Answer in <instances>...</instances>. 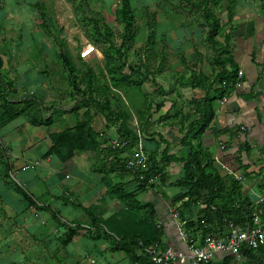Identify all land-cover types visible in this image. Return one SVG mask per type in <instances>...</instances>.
Instances as JSON below:
<instances>
[{
	"label": "crops",
	"instance_id": "crops-1",
	"mask_svg": "<svg viewBox=\"0 0 264 264\" xmlns=\"http://www.w3.org/2000/svg\"><path fill=\"white\" fill-rule=\"evenodd\" d=\"M232 2L234 17L232 21H228L227 26V33H231L228 55L234 58L239 71L230 91L223 98L215 99L212 104L215 117L210 127L221 131L217 134L210 128L198 138L185 137L188 125L197 118V112L191 101H201L206 97L205 90L191 85L181 90V94L189 95V98L183 100L179 97L177 98L179 102H164L159 113H154L149 122L140 127L138 132L130 126L129 128L137 135L136 141L131 149L124 150L118 155H109V147L114 149L120 146V133L117 127L108 122L106 117L93 106L79 107V104L64 109L59 124L67 122L69 125L65 127L60 125L59 130H52V119L46 124L34 125L28 121L26 115L5 116L3 109L5 101L0 98V113H2L0 114L2 140L0 227L4 226L7 219L19 222L16 229L11 228L6 232L4 238L7 240L6 246L1 245L0 240L1 251H20L27 248L30 251L25 254L23 261L38 264L35 256L43 244L35 235L41 229L39 225L41 213L34 205L32 207L18 190V187H22L10 181L15 176H18L20 182L28 187L23 189L31 194L35 201L37 198H45L57 208L58 212L64 210L71 225L92 224L94 217L104 216L105 202L109 197L116 195L107 194L104 178L109 177L111 185L120 188L117 194L134 196L149 204L160 230L159 237L163 247H171L178 254L189 256V242L184 238L183 232L186 230L191 235L198 236L199 243L202 242V230L197 219L207 215V212L212 223L210 228L214 231L213 235L221 239L226 238L230 226L217 220L216 209L207 211V204L204 202L191 207L185 206L188 197L175 201L182 193L175 182L184 175V164L167 162L164 159V151H167L168 156L187 159L192 149L185 141L199 147L206 157V164L217 170L223 179L225 190L217 197V201L220 202L218 204L225 205L223 200L233 201L230 206H242L243 209L250 207L254 212H262L264 217V0H233ZM239 72H242L241 77ZM24 83L27 88L40 87L38 78H28ZM88 116L91 118L94 131L102 137L100 149L76 150L69 158L56 153L53 150L51 133L72 128L78 121L86 120ZM159 119L162 120L160 124H150ZM139 151L150 156L149 168H159L165 174L164 179L158 177L150 182L149 187L140 191L133 174L122 176L118 172L109 173L108 167H104L107 160L126 161ZM98 167L102 168L97 170ZM233 174L241 178L236 179ZM234 185L236 190L233 189ZM91 207H95L96 210L90 212ZM176 209L179 214L174 217ZM37 218H40V221ZM54 219L59 222L58 218ZM65 227L55 222L53 225L50 224L49 232L50 238H54V248L58 243L62 245L56 240L57 236L59 238L65 233L66 238L69 237L71 231ZM98 235L91 237L77 231L68 243L62 245L61 251L65 252L66 260L56 256V264L100 263V252L96 251V247L101 245L104 251L107 242ZM101 241L104 243L101 244ZM112 253L123 254L119 255L121 257L118 263H116L118 260H113L114 264L132 263L129 258H125L127 256L123 251H112ZM53 256L55 257L54 254ZM133 261L134 264H140L136 258ZM11 263L21 264L20 260H12L7 264ZM186 264L192 263L188 261ZM209 264H249V262L241 255L218 252Z\"/></svg>",
	"mask_w": 264,
	"mask_h": 264
},
{
	"label": "rangeland",
	"instance_id": "rangeland-1",
	"mask_svg": "<svg viewBox=\"0 0 264 264\" xmlns=\"http://www.w3.org/2000/svg\"><path fill=\"white\" fill-rule=\"evenodd\" d=\"M190 1L202 8L208 6L212 18L219 21L220 34L227 32L233 0ZM82 4L80 10L79 0H0V68L16 89L9 100L18 101L32 95L43 99L53 114L52 130L69 125L67 122L59 124L64 109L81 104L83 99H93L112 117L124 115L126 125L138 132L154 113H159L164 102L189 98V95L181 94V90L192 81L201 85L204 82L206 87L210 83L213 88L219 87L216 53L207 39L210 28L202 11L194 4L184 0H130L134 19L126 40L125 23L120 15L121 0H83ZM40 7L44 9V16ZM150 28L153 37L148 42ZM90 47H94V51L88 57H82ZM119 49L122 57L118 54ZM28 78H38L40 87L27 88L24 82ZM3 109L5 116H12L6 102ZM160 120L150 124H160ZM10 181L28 188L18 176ZM133 199L116 193L105 202L99 233L107 243L104 251L103 246L96 247L100 252V263L96 264L119 262V255L123 254L112 253L117 238L134 236L141 237L146 243L155 241L158 227L149 204ZM37 202L41 207H35L42 218L41 229L35 235L43 244L35 260L38 264H56V256L66 260L61 248L67 236L65 233L57 236L56 240L62 245L57 242L58 246L54 248L50 224L55 222L68 227L71 226L70 219L64 210H59L60 215H57L61 219L55 221V215L59 213L57 208L45 198H37ZM216 202L220 203L219 200ZM232 202L223 200L231 205ZM174 211L179 214L177 209ZM18 226L19 222L14 219L5 221L0 227L1 245L7 244L4 240L6 232ZM72 227L91 237L99 234L82 226ZM27 230L32 232L30 228ZM138 249L135 245L128 251L125 249V258L134 264L133 259L141 255ZM29 251L27 248L0 250V264L12 260L30 264L23 261Z\"/></svg>",
	"mask_w": 264,
	"mask_h": 264
},
{
	"label": "trees",
	"instance_id": "trees-1",
	"mask_svg": "<svg viewBox=\"0 0 264 264\" xmlns=\"http://www.w3.org/2000/svg\"><path fill=\"white\" fill-rule=\"evenodd\" d=\"M82 1L83 0H79L80 10H82L83 8ZM184 1L194 4L190 0ZM195 6L202 11L203 18L210 28L207 39L209 44L215 50L214 52L216 53L215 62H217L219 67L216 79L219 82V87L213 88L211 83L208 87H206L204 82L201 85L200 83H197V81H192L191 86H193L194 88L201 87L202 89H204L206 91V97L201 101H191L193 107L197 112V118L188 125V131L185 135L187 139L191 137L198 138L211 128L210 124L215 117V112L212 104L215 99L223 98L226 93L230 91L233 83L236 81L239 71L237 64L234 62V58L228 55V42L231 38V33L226 32L224 35L220 34L221 27L219 21H215L212 18L213 15L212 13H210L208 6H204L203 8L199 5ZM40 10L41 14L44 16L43 7H40ZM120 15L122 16L123 22L125 23L124 39L126 40L129 36L132 21L134 19L130 0H121ZM233 17L234 14L231 11L229 14V20L232 21ZM152 37L153 32L152 28H150L148 42H150ZM118 54L122 57L121 49L118 50ZM15 92L16 89L12 87V82L6 80L0 68V98L6 102L12 116L26 115L28 121L34 125H43L48 123V121L52 119V111L50 112V109H48L43 99L32 95L23 98L22 100L17 101L13 99L10 101L9 96ZM212 93H215L214 97H211ZM82 101L83 102L79 105V107L93 106L106 117L108 122L117 127V130L120 133V146L114 149L109 147V155H118L120 152L132 148L136 141L137 135L128 127V125H126L127 120L125 121L124 115L121 114L118 117L114 118L96 100L83 99ZM211 130H213V133L216 134L221 132L214 128H211ZM100 138L102 137L94 131L92 127V121L89 116L86 120L78 121L77 124L72 128H69L62 132L51 133V139L54 142L53 150L64 158L71 157L73 152L76 150H99L100 146L102 145L100 142ZM185 143L192 149V153L187 159L178 158L176 156H168L167 151H164V159L167 162L175 161L183 162L184 164V175L175 182V185L181 188L182 193L178 195L175 201L188 197V200L184 203V205L188 207L196 205L199 202H204L205 204H207V211L208 209L217 210V220L220 223L227 224L228 226L233 225L236 228L240 227L239 229H244L250 226L254 211H252L250 207L243 209L242 206H230V204L227 203H225V205L218 204L216 202L217 197L221 192L225 190V183L223 179L221 178L217 170L211 168L210 166H208V164H206V157L203 154L202 150L199 149V147H195L187 141H185ZM245 148H247V145L245 146ZM127 161L128 160H107L104 163V167H108L109 173L118 172L122 176L129 173L133 174L138 182L139 191L145 190L150 186V182L158 177L164 179L165 174L159 168H148L145 173H141L139 171H134L133 168L129 167ZM101 168L102 167H98L97 170ZM104 179L107 185V194H116L120 188L118 186H112L109 177H105ZM235 188L236 186L234 185L233 189L236 190ZM18 190L30 202L31 205H37L41 207V205L37 201H35L34 197L23 188L18 187ZM133 197L134 196H132V200H134ZM95 210V207H91L89 209L90 212H93ZM57 214L58 213H56L55 218H58V220H60L61 218ZM208 216L209 213L207 212V215L198 217L197 219L198 224H200L201 226L202 236L213 234L214 232L210 228L212 226V223ZM101 220L103 219L94 217L93 223L90 225V228H87V230L95 234L99 233V230L102 226ZM203 220L205 221V224L202 223ZM77 226L81 225L78 224ZM68 228L71 232L69 234V237L64 241V244L68 243V241L71 240L72 236L78 230L77 227L68 226ZM156 234L157 237L153 242L154 245L156 243L159 246L163 247L162 241L159 237V229L156 231ZM98 236H100V233ZM116 242L117 245L115 247H112V251L118 252L124 251L125 249H127L128 251L130 247L135 245L141 251V255L136 258V260H138L140 264H155L152 261L151 256L145 251V247H152L154 246L153 243H146V241L141 237L134 236H123L120 239L117 238ZM240 254L249 262V264H264V248L255 251L253 249L247 248L246 246H243Z\"/></svg>",
	"mask_w": 264,
	"mask_h": 264
},
{
	"label": "built area",
	"instance_id": "built-area-1",
	"mask_svg": "<svg viewBox=\"0 0 264 264\" xmlns=\"http://www.w3.org/2000/svg\"><path fill=\"white\" fill-rule=\"evenodd\" d=\"M94 51V47L86 49L82 57H88ZM242 76V72H239ZM0 145L2 140L0 137ZM129 167L134 171L145 173L149 168V157L143 151L136 152L128 161ZM236 179L241 177L233 174ZM178 216L174 212V217ZM71 225L70 222H68ZM205 224V221H202ZM71 226H77L76 224ZM82 227L90 228L82 225ZM183 236L189 242V256L180 255L171 247H161L155 244L152 247H145V251L151 256L155 264H186L190 261L192 264H209L216 253L229 252L234 255H241L240 251L243 246L258 251L264 248V218L263 213L253 212L251 225L244 229L230 226V231L226 238L221 239L216 235L208 234L202 236V242L198 241V236L191 235L188 231L183 232Z\"/></svg>",
	"mask_w": 264,
	"mask_h": 264
}]
</instances>
